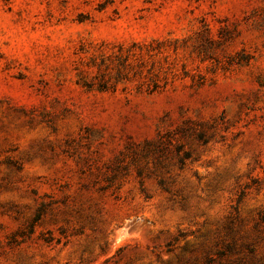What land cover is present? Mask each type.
Returning <instances> with one entry per match:
<instances>
[{
  "label": "rangeland",
  "instance_id": "obj_1",
  "mask_svg": "<svg viewBox=\"0 0 264 264\" xmlns=\"http://www.w3.org/2000/svg\"><path fill=\"white\" fill-rule=\"evenodd\" d=\"M0 264H264V0H0Z\"/></svg>",
  "mask_w": 264,
  "mask_h": 264
}]
</instances>
